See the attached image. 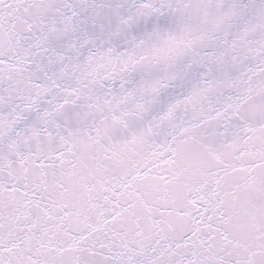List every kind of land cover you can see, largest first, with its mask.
Instances as JSON below:
<instances>
[{
	"label": "snow or ice",
	"instance_id": "obj_1",
	"mask_svg": "<svg viewBox=\"0 0 264 264\" xmlns=\"http://www.w3.org/2000/svg\"><path fill=\"white\" fill-rule=\"evenodd\" d=\"M0 264H264V0H0Z\"/></svg>",
	"mask_w": 264,
	"mask_h": 264
}]
</instances>
